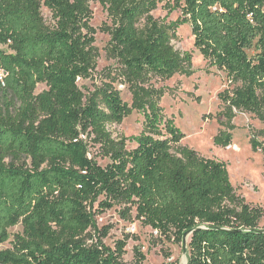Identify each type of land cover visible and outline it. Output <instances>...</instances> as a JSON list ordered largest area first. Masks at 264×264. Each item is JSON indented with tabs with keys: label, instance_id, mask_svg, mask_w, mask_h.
<instances>
[{
	"label": "trees",
	"instance_id": "obj_1",
	"mask_svg": "<svg viewBox=\"0 0 264 264\" xmlns=\"http://www.w3.org/2000/svg\"><path fill=\"white\" fill-rule=\"evenodd\" d=\"M89 1L0 0V245L23 227L13 248L0 251V264H123L127 237L108 247L109 230L95 222L116 206L170 240L191 233L188 264H264V210L234 193L225 163L181 147L184 134L156 101L139 105L142 133L120 140L108 125L132 108L111 88L85 101L78 81L96 59ZM97 1L116 22L132 80L171 77L191 63L172 43L174 28L186 24L204 59L238 85L220 94L226 125L234 110L264 119V0ZM163 3L181 13L169 28L151 15ZM39 85L46 90L36 94ZM86 133L106 166L89 158ZM231 141L221 132L214 143ZM252 148L264 153L258 141ZM22 158L31 170L15 164Z\"/></svg>",
	"mask_w": 264,
	"mask_h": 264
},
{
	"label": "rangeland",
	"instance_id": "obj_2",
	"mask_svg": "<svg viewBox=\"0 0 264 264\" xmlns=\"http://www.w3.org/2000/svg\"><path fill=\"white\" fill-rule=\"evenodd\" d=\"M164 5L165 3L160 4L151 15L169 28L178 21L181 13H169ZM89 6L92 11L90 25L93 29L96 59L90 75L79 79V88L86 102L96 98L99 91L111 88L132 108L131 114L121 124L108 125L112 139H129L140 135L145 119L139 105L156 101L162 115L173 120L184 134L180 146L194 150L202 157L225 163L234 193L249 205L264 210V153L261 148H252L253 140L264 145V119L257 114L234 110L231 123L226 125L225 104L221 101L220 94L232 91L238 85L233 84L224 71L212 67L204 59L195 47L191 27L180 24L173 30L172 43L175 49L182 56L191 55V63L185 64L182 72L171 77L149 75L140 81H134L121 60V48L114 40L116 22L97 0H90ZM42 14L46 25L55 27L53 13L44 2ZM144 23L143 19L141 25ZM4 49L10 52L6 47ZM44 90L46 86L39 85L36 94ZM221 132H228L232 136L228 147L216 146L214 143L215 137ZM81 138L88 145L89 158L106 166L108 160L103 157L95 137L86 133ZM127 145L128 148L134 146L129 142ZM8 163L11 164L12 161L8 160ZM15 164L27 170L32 169L28 158H22ZM122 208L116 206L98 214L95 222L98 229L109 230L107 237L102 239L108 247L114 248L118 241L127 237L123 264H188L191 233H187L181 242L170 240L144 226L135 211L129 216L122 215ZM258 229L264 231V216ZM9 233V241L0 245V251L13 248V242L18 234L23 233V227H13ZM92 233L97 235L95 230Z\"/></svg>",
	"mask_w": 264,
	"mask_h": 264
}]
</instances>
